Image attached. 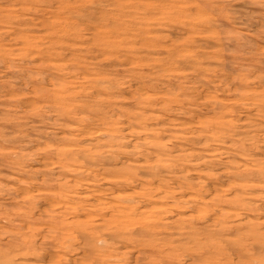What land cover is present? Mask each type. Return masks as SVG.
Returning <instances> with one entry per match:
<instances>
[{"label":"rangeland","instance_id":"rangeland-1","mask_svg":"<svg viewBox=\"0 0 264 264\" xmlns=\"http://www.w3.org/2000/svg\"><path fill=\"white\" fill-rule=\"evenodd\" d=\"M0 264H264V0H0Z\"/></svg>","mask_w":264,"mask_h":264},{"label":"bare ground","instance_id":"bare-ground-1","mask_svg":"<svg viewBox=\"0 0 264 264\" xmlns=\"http://www.w3.org/2000/svg\"><path fill=\"white\" fill-rule=\"evenodd\" d=\"M63 204V203H62ZM116 211V210H115ZM188 258V257H187Z\"/></svg>","mask_w":264,"mask_h":264}]
</instances>
